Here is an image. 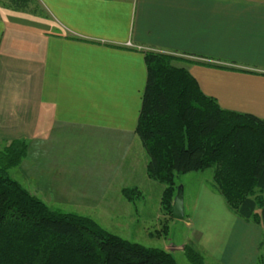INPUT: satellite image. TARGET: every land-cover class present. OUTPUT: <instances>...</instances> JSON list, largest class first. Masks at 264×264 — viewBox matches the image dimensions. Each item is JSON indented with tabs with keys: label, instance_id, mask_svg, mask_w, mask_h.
<instances>
[{
	"label": "crops",
	"instance_id": "crops-1",
	"mask_svg": "<svg viewBox=\"0 0 264 264\" xmlns=\"http://www.w3.org/2000/svg\"><path fill=\"white\" fill-rule=\"evenodd\" d=\"M147 51L180 58L223 109L264 119V0H0V144L26 143L36 191L104 202L137 136ZM114 143V161L79 152ZM82 174L94 183L77 185ZM207 190L187 222L193 244L222 264H258L263 228Z\"/></svg>",
	"mask_w": 264,
	"mask_h": 264
},
{
	"label": "trees",
	"instance_id": "trees-1",
	"mask_svg": "<svg viewBox=\"0 0 264 264\" xmlns=\"http://www.w3.org/2000/svg\"><path fill=\"white\" fill-rule=\"evenodd\" d=\"M14 9L37 0H3ZM147 83L136 134L151 179L166 185L162 206L172 214L176 177L214 168V188L228 209L264 230V119L223 109L205 95L177 56L147 51ZM27 156L23 141L0 150V264H178L161 248L104 230L93 219L51 209L14 180L8 169ZM126 195L134 190L125 189ZM192 264H205L193 245Z\"/></svg>",
	"mask_w": 264,
	"mask_h": 264
},
{
	"label": "rangeland",
	"instance_id": "rangeland-1",
	"mask_svg": "<svg viewBox=\"0 0 264 264\" xmlns=\"http://www.w3.org/2000/svg\"><path fill=\"white\" fill-rule=\"evenodd\" d=\"M175 64L184 67L180 61ZM130 142L127 145L128 152L123 158V168L113 176L111 187H104L103 193L106 197L100 204L88 197L87 199L79 196L61 198L55 194L53 197L39 189L36 191L38 186L29 180V171L24 167V160L18 166L9 168L8 173L51 209L89 217L104 230L123 239L140 243L146 247L165 249L174 255L178 264H192L185 254L186 245H193L204 256L205 264H222L207 251L193 244L189 236L191 229L187 226V222L195 218L201 202L207 198V189L218 193L214 188V168L189 172L176 177L177 187H183L185 206V218L176 220L162 206L166 185L151 179L148 175L147 165L150 159L139 137L136 136L135 140H130ZM6 145L8 144H0V150ZM86 148V144L79 145L80 154H105L103 159L112 156L113 161L120 151L117 143L107 147L95 144ZM140 149L142 153L139 152ZM36 167H40L39 160ZM75 179L79 180L77 185L82 187L86 185L85 183H94L95 178L92 180L89 175L82 174ZM81 181H84L83 184ZM125 189L134 190V192L128 196L124 192ZM258 264H264V234Z\"/></svg>",
	"mask_w": 264,
	"mask_h": 264
},
{
	"label": "water",
	"instance_id": "water-1",
	"mask_svg": "<svg viewBox=\"0 0 264 264\" xmlns=\"http://www.w3.org/2000/svg\"><path fill=\"white\" fill-rule=\"evenodd\" d=\"M173 218L183 220L185 218L184 191L183 187H178L172 207Z\"/></svg>",
	"mask_w": 264,
	"mask_h": 264
}]
</instances>
